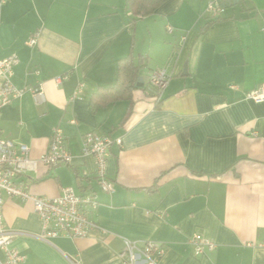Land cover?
<instances>
[{
    "label": "crops",
    "instance_id": "0c3cea01",
    "mask_svg": "<svg viewBox=\"0 0 264 264\" xmlns=\"http://www.w3.org/2000/svg\"><path fill=\"white\" fill-rule=\"evenodd\" d=\"M209 1L167 0L134 22L126 0L4 2L0 59L16 54L12 81L25 91L1 108L0 138L38 160L59 128L71 155L17 181L33 195L71 187L96 202L84 206L95 224L86 236L43 240L32 203L1 192L2 224L16 232L22 264H129L119 257L125 238L161 244L160 264H264V102L245 97L264 83V0H215L216 15ZM127 57L142 62L137 88L93 109L92 96L115 86ZM154 69L169 76L159 100ZM86 133L121 139L107 156L110 192L82 153ZM195 233L216 247L195 254Z\"/></svg>",
    "mask_w": 264,
    "mask_h": 264
},
{
    "label": "built area",
    "instance_id": "2783aa9c",
    "mask_svg": "<svg viewBox=\"0 0 264 264\" xmlns=\"http://www.w3.org/2000/svg\"><path fill=\"white\" fill-rule=\"evenodd\" d=\"M5 1L0 0V16L1 7ZM207 10L216 15L223 9L214 0L208 2ZM167 31H172L170 25L167 26ZM36 41L37 37L33 34L27 40V44L33 46ZM17 63L16 54L0 59V110L13 99L20 97L25 91V88L17 87L12 81L13 67ZM64 78H66L65 75L58 76L54 81L59 83ZM168 81L169 76L164 69L150 71L149 83L155 89L156 100L162 96ZM79 91L76 90L75 95ZM31 92L36 96L41 94L39 88L31 89ZM245 97L255 102H264V83L247 92ZM114 142L120 144L121 139L94 133H86L82 136V153L94 157L99 184L107 192L112 191V183L106 179V161L109 149ZM70 161L71 155L64 146V136L59 128L53 130L48 146L38 160L30 159L29 147L26 144L0 138V250L4 254V258L0 259V264H22L24 261V256L20 255L11 245L16 232L3 227L1 192L32 203L33 209L43 225V230L39 235L43 240L58 235H67L72 238L84 237L94 227L95 224L86 217L84 211V206L92 208L96 206V202L90 195L80 196L71 187H65L60 195L47 198L31 194L25 184L17 181L19 175L29 168H35L37 163L52 167L60 163L67 164ZM190 242L195 254H202L206 250H213L216 247L214 241L198 233L191 236ZM164 253V247L156 241L147 240L139 246L137 242L125 238L119 257L123 262L129 264H134L138 257L142 258L144 264H160L159 261ZM71 262L76 264L75 260H71Z\"/></svg>",
    "mask_w": 264,
    "mask_h": 264
},
{
    "label": "trees",
    "instance_id": "16d2710c",
    "mask_svg": "<svg viewBox=\"0 0 264 264\" xmlns=\"http://www.w3.org/2000/svg\"><path fill=\"white\" fill-rule=\"evenodd\" d=\"M167 0H126L127 7L132 14L131 22L137 17H143L152 14ZM219 19V17H218ZM142 62L134 63L130 57L122 59L118 63V77L114 87L108 89H99L91 98L93 109L109 102L120 99H129L131 91L137 88Z\"/></svg>",
    "mask_w": 264,
    "mask_h": 264
}]
</instances>
